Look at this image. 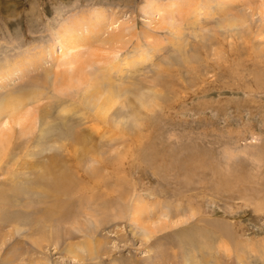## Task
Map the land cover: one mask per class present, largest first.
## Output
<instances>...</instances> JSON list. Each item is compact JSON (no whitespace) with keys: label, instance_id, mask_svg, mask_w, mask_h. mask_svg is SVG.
Here are the masks:
<instances>
[{"label":"rangeland","instance_id":"obj_1","mask_svg":"<svg viewBox=\"0 0 264 264\" xmlns=\"http://www.w3.org/2000/svg\"><path fill=\"white\" fill-rule=\"evenodd\" d=\"M0 75V264H264V0H0Z\"/></svg>","mask_w":264,"mask_h":264},{"label":"bare ground","instance_id":"obj_2","mask_svg":"<svg viewBox=\"0 0 264 264\" xmlns=\"http://www.w3.org/2000/svg\"><path fill=\"white\" fill-rule=\"evenodd\" d=\"M69 35L68 41L67 43L64 45V47H69L73 41V37ZM72 48V47H71ZM75 47H73L74 49ZM64 52H66L64 50ZM71 52V51H70ZM4 71V70H3ZM103 72V71H102ZM101 72V74H102ZM67 75L62 77V82H67L68 84L77 81V80H82L86 77H82L83 74L81 72H76L73 73L71 75H69V73H66ZM2 75V74H1ZM0 75V76H1ZM103 77L105 78H109L110 77V71L109 69H106L105 72L102 74ZM99 75L97 79H95L94 81H92L91 83L89 81H87L88 79L86 78V91L84 92V102L82 103L85 107L91 109V111L96 112V116L99 120L106 122V114H107V110L110 109V107L112 106V104H114V100H112L111 98L107 97V96H103L102 93V86H103V81L101 80V76ZM6 76V75H5ZM4 79L3 77H0V80ZM107 79L104 81L107 82ZM38 93H34V95H37ZM102 101V105L104 107V112H101V106H99V102ZM39 102V101H38ZM21 102H16L15 104L13 103L12 105H9L6 109V111L9 114V117H7V120L4 121H0V157L2 158V156L5 158L7 156L8 153V148L11 145V136L9 134H11V130L9 128H11V121H16L18 123L29 120V116L25 115L24 117L21 116V111H22V107L20 106L21 104H19ZM106 109V110H105ZM62 112L65 114L67 113L66 109H63ZM36 118H34L35 121ZM42 119V118H41ZM99 125V124H98ZM97 125V127H98ZM95 127L96 130V126ZM3 151V153H1ZM2 154V155H1ZM2 161V160H1ZM49 170V169H48ZM62 180V179H61ZM55 182V181H54ZM53 182V183H54ZM57 182V179H56ZM53 183H51V185H54ZM71 183V182H70ZM61 184H59L60 186ZM63 185V184H62ZM55 186V185H54ZM53 186V187H54ZM58 188V187H57ZM52 191V187L49 188ZM56 189V188H55ZM59 189V188H58ZM61 189V188H60ZM63 190V189H62ZM55 191V190H54ZM54 193V192H53ZM67 193V192H66ZM49 194V193H48ZM52 195V194H51ZM56 197V196H55ZM58 204V203H57ZM55 207V206H54ZM62 206H58L56 205L55 210L52 214V216L57 219L63 216V213L61 211ZM142 209V208H141ZM143 210V209H142ZM136 213V218L135 221L138 223V221L144 217V212H142L141 210L138 209L137 206H135V212ZM66 215V214H65ZM133 215V214H132ZM135 217V215H134ZM146 218V217H145ZM61 219V218H60ZM141 221H139L140 223ZM64 223V221H63ZM68 236V235H67ZM14 237V236H13ZM45 238V237H44ZM44 238L42 240H44ZM45 241V240H44ZM76 250V249H73ZM91 250V249H90ZM76 252V251H75ZM77 253V252H76ZM75 253V255H76ZM79 257V256H78Z\"/></svg>","mask_w":264,"mask_h":264}]
</instances>
